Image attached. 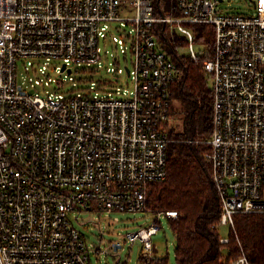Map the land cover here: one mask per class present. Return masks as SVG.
Here are the masks:
<instances>
[{"label":"built area","instance_id":"built-area-1","mask_svg":"<svg viewBox=\"0 0 264 264\" xmlns=\"http://www.w3.org/2000/svg\"><path fill=\"white\" fill-rule=\"evenodd\" d=\"M176 2L181 16L160 0H0V264H92V253L109 249L101 240L95 249L73 217L110 211L158 214L125 239L148 251L143 263L161 264L153 236L160 216L179 212L152 210L148 196L168 176L171 88L181 77L157 38L161 27L186 36L196 61L191 24L214 28L203 67L218 225L235 229L237 213H264V0L253 14L221 13L214 0ZM83 64L117 80L126 72L132 86L106 78L67 89ZM235 264L250 262L242 254Z\"/></svg>","mask_w":264,"mask_h":264},{"label":"trees","instance_id":"trees-1","mask_svg":"<svg viewBox=\"0 0 264 264\" xmlns=\"http://www.w3.org/2000/svg\"><path fill=\"white\" fill-rule=\"evenodd\" d=\"M176 4V0H166L165 7L174 15H183ZM191 27L195 40L209 47L213 26L191 24ZM157 38L181 70V77L171 88V115L181 112L183 128L171 129L178 140L169 148L168 176L151 183L148 206L152 210L179 212L176 219H169L176 237V264H235L242 254L250 264H264V213H237L235 229L230 228L227 236L229 242L221 241L218 223L222 202L212 166L205 156L210 149L205 141L213 131V95L203 63L212 51L208 49L196 61L179 53L178 48L187 44L186 36L169 33L166 28ZM169 259L167 255L159 260L168 264ZM139 264H145L143 256Z\"/></svg>","mask_w":264,"mask_h":264},{"label":"rangeland","instance_id":"rangeland-1","mask_svg":"<svg viewBox=\"0 0 264 264\" xmlns=\"http://www.w3.org/2000/svg\"><path fill=\"white\" fill-rule=\"evenodd\" d=\"M164 4V8L167 13L172 14L167 11L165 7L166 0H160ZM217 1V9L221 13H230V14H253L256 10L252 0H214ZM130 11L127 10L124 14H128ZM174 15V14H172ZM177 16V15H174ZM160 27V26H159ZM165 29V28H164ZM163 28L159 30V33L164 31ZM176 31H169L173 33ZM177 33V32H176ZM183 35L182 33H179ZM187 39V37H186ZM212 45V43H211ZM211 45L207 47L204 43L195 42L194 47L197 52L204 54L207 49H211ZM179 53L186 54L188 56L189 47L188 39L187 44L180 46L178 48ZM130 63V61H128ZM126 61L122 58V67L125 70ZM89 67L91 69H89ZM51 75L56 76V72L49 70ZM69 77V84L67 89L74 87H79L80 90H85L91 85V81H100L102 79H110L112 81L118 82L119 85L132 86V80L127 76V73L124 72L121 74L119 80L108 74L106 70H98L96 64L87 66L86 64L75 66L73 73ZM117 80V81H116ZM68 82V81H67ZM41 86H36L37 89H40ZM182 114L181 112H176L172 116V127H175L176 130H182ZM175 138V137H174ZM177 141L178 139L175 138ZM83 217L84 220H77L75 216L73 217V223L78 227L87 237L88 242L92 243L95 249H98L99 242L101 240L102 249H109V253H92L91 261L92 264H139L141 257L148 254V251L143 248L142 243L137 240L133 244L125 239V234L128 232L136 231L142 225H148L154 222L158 217V214L154 212H143V211H110V212H82L80 218ZM161 217V228L158 233L153 236V251L152 253L158 258H163L169 255L168 264H176V237L173 230L170 227L169 220L165 216ZM102 230V236H101ZM220 231L222 235L228 236L230 234L229 225H221ZM121 241L124 245V248L119 251L120 255L116 254L110 249V244L113 242ZM120 259V260H119Z\"/></svg>","mask_w":264,"mask_h":264},{"label":"water","instance_id":"water-1","mask_svg":"<svg viewBox=\"0 0 264 264\" xmlns=\"http://www.w3.org/2000/svg\"><path fill=\"white\" fill-rule=\"evenodd\" d=\"M253 3H255V0H252Z\"/></svg>","mask_w":264,"mask_h":264}]
</instances>
